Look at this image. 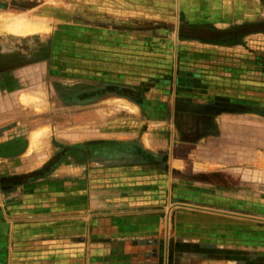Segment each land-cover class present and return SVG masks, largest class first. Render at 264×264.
I'll list each match as a JSON object with an SVG mask.
<instances>
[{
  "label": "crops",
  "instance_id": "0c3cea01",
  "mask_svg": "<svg viewBox=\"0 0 264 264\" xmlns=\"http://www.w3.org/2000/svg\"><path fill=\"white\" fill-rule=\"evenodd\" d=\"M28 2L25 15H42L35 12L40 7L47 13L44 20H51L54 9L48 12L49 0ZM60 5L78 6L84 22H153L158 27L154 31L142 28L143 38L155 33L158 36L151 38L174 42L176 49L205 51L211 63L222 55V64L228 67L244 68L247 63L263 67L264 0H62ZM30 57L18 65H0V215L6 222L0 227V264H21L22 255L14 257V250L26 243L41 250L29 255L34 258H23L27 264L107 260L119 264H264L263 206L255 204V199L252 203L241 200L253 197L246 195L245 188L261 176L260 171L247 174L244 168L246 151H261L264 116L261 104H256L263 100L260 96L254 93L253 100L260 102L249 109L245 104L250 103L241 105L245 92L229 89L235 84L223 78L217 84L228 88L213 89L205 101L197 102L203 105H198L202 111L196 118L211 124L215 132H204L199 123L195 146L181 143L179 148L189 146L195 185L205 187L202 190L207 194L210 189L221 190L222 197L239 201L222 198L223 202H214L208 200L210 195L206 199L195 196L188 211L175 213L172 231L167 233L166 164L173 171L180 170L186 158L176 152L177 144L167 146L163 129L151 130L147 118L151 115L144 109L151 98L149 86L129 83L140 98L101 91L86 97L83 93L72 104H57L59 111L54 112L50 104L54 83L63 90L71 81L53 77L52 60ZM237 80L240 87L244 80ZM86 88L83 92L90 90ZM61 92V98L69 95V89ZM104 100L110 107L101 105ZM112 102L129 105V129L102 124L107 112L118 110ZM235 105L243 110H233ZM68 108L78 111L71 115ZM173 113L181 115L180 110ZM53 114L59 116L55 121ZM247 135L254 136L252 149ZM226 137V144L212 147L206 143ZM200 150L215 156L236 154V161L214 162L196 156ZM224 165L237 166L238 173L212 168ZM103 230L116 246L129 248H119L115 257L97 255V238Z\"/></svg>",
  "mask_w": 264,
  "mask_h": 264
},
{
  "label": "rangeland",
  "instance_id": "374dc122",
  "mask_svg": "<svg viewBox=\"0 0 264 264\" xmlns=\"http://www.w3.org/2000/svg\"><path fill=\"white\" fill-rule=\"evenodd\" d=\"M49 3L51 4L47 6L48 12L49 9H54V11L50 17L51 20L46 22L44 20L46 17L43 14L47 13L45 10L41 11L40 7L35 12H39L38 14L42 15H36L35 13L25 15L27 12L23 13L30 6L28 0H0V65H18L21 62H25V59L30 56L32 59L37 60H52L53 67L51 71L53 77L71 81L69 88L64 86L63 90L62 86L54 83L53 98L50 99L54 112L59 111L57 104H61V102L72 104L79 96L82 97L83 93H86V97L97 93L96 91H101L104 95L112 92L117 95L124 94L129 96L130 94L132 97L140 98V94L133 90L129 83H144L149 86L151 98L150 101L145 102L144 109L148 110L151 115L147 117L150 120L151 130L156 128L159 130L163 129L166 134L165 140L168 142L167 146H176L177 144L176 152L186 158L180 170L173 171L169 168L168 163L166 164L167 181L165 184L167 186L164 217L167 223V233L172 231L170 228L174 221L175 213L181 209H189L192 204L190 201H193L191 198L203 195V198L206 199V196L210 195L208 200L214 202H223L222 198H229L222 197L221 190L210 189V194H207L203 192L205 190H202L206 189L205 187L195 185L191 173L193 160L188 157L189 146L179 148V145L181 143H191V145L195 146V139L198 137L195 129H199L196 128L199 123L203 125L202 130L204 129V132H215L211 124L204 122V119L201 121V119L196 118L195 114L202 111L199 110L198 105H203L201 102L206 100L207 92H211L213 89L228 88V86L224 87L217 84L223 78L224 80L229 79L231 84H235V86H229V89L240 88L245 92L246 98H241L243 99L241 100L243 103L241 105H244L245 102L250 103L249 105L245 104L247 108L251 106L249 109H253L255 102H260L253 100L254 93L256 96H260L263 100L256 104H261V113L264 116V57H262L263 67L261 69L253 68L251 63H247L244 68H238L233 65L228 67V65H224L225 63L222 64V55H219L218 58L216 57L214 62L211 63L207 60L208 54L205 51L199 52L198 50L181 46L176 49L174 42H163L157 38L155 40L151 38L152 36H158L155 33H152L149 39L143 38L141 35L142 28L146 31H148V28L154 31L158 27L153 22L143 24L128 23L127 25L93 20L84 22L81 21L83 20L81 16L83 13L78 10V6H72L73 8L62 6L60 5L62 0H49ZM64 10L66 12H62ZM57 13H64V16L62 15L63 18H60ZM17 17L23 18L30 23L39 24L42 22L43 24H49V27H47L45 32L31 34L32 36L26 35L29 37L11 36V34H15L7 29L8 23ZM26 18H30L29 20L31 21ZM9 20L10 22H8ZM8 57L12 59L9 60ZM246 61H249L248 58H246ZM237 79L244 80L240 87L236 86L238 83ZM77 81L83 83L76 84ZM84 87L90 90L83 92ZM145 88L146 86H144ZM68 89L69 95L66 94L67 96L61 98V91H68ZM80 91L82 93L77 94ZM234 99L240 98L235 97ZM198 101L201 102L197 103ZM112 103L118 105V110L114 113L113 111L107 112L102 124L106 128L117 125L129 129V117L127 118L126 116V110L129 109V105L123 102ZM101 105L107 108L110 107V102L104 100ZM114 105L111 106L112 109ZM218 105L226 106V103L219 102ZM242 107L235 105L232 109L243 110ZM175 110H180L181 115L176 116L173 113ZM203 110L205 109L203 108ZM68 111L71 115H74L78 108H68ZM145 114L147 115L146 112ZM154 114H159L161 116L160 119L153 118ZM53 116L55 117L53 121L57 120L58 114H53ZM126 120L128 121L127 123H122ZM262 121L264 125V119ZM253 138V135H247V142L251 143V149L254 142ZM261 138V151H249L248 149L244 166L247 174L253 175L255 171H260L261 176L256 181L249 182V185L247 184L245 188L246 195L253 197L241 200L252 203V199H255V204L260 203L264 210V131ZM227 140L228 138L226 137L206 143L211 144L213 147L214 144L218 146L219 144H226ZM199 152V155L196 156L209 158L214 162H219L220 160L236 161V154L234 156L229 153V156L226 157L221 156V153L215 156L214 154L211 155V152L210 155L207 151L200 150ZM166 153H168V150H166ZM222 153L227 154L225 151H222ZM260 157L261 160H259ZM259 163H261L260 167L258 166ZM212 168H223L228 174L238 173V167L233 165L214 166ZM169 174L171 175L168 176ZM229 199L231 202L234 200L239 201V198ZM262 213L264 214V211ZM27 223L36 224L37 222ZM3 224H6V222L0 215V227ZM10 225L12 227L13 223H10ZM97 239L99 243L96 244L95 251L100 256L115 257V255L120 254L122 248H129V246L124 247V245L116 246L112 239L105 236L104 230L100 232V236ZM40 251L39 248L26 243L20 245L19 249L14 250V257L19 258L22 255L23 259L31 257L29 256L30 254H40ZM22 259L21 264H27V261ZM18 263L16 261L15 264ZM29 264L33 263L30 262ZM100 264L119 263H112V260H107L100 262Z\"/></svg>",
  "mask_w": 264,
  "mask_h": 264
},
{
  "label": "bare ground",
  "instance_id": "6f19581e",
  "mask_svg": "<svg viewBox=\"0 0 264 264\" xmlns=\"http://www.w3.org/2000/svg\"><path fill=\"white\" fill-rule=\"evenodd\" d=\"M8 22H10V20ZM7 29L16 36H26L38 32H45L47 29V25L43 24L42 22H40L39 24L26 22L25 19L17 17L16 19L8 23Z\"/></svg>",
  "mask_w": 264,
  "mask_h": 264
},
{
  "label": "water",
  "instance_id": "95a60500",
  "mask_svg": "<svg viewBox=\"0 0 264 264\" xmlns=\"http://www.w3.org/2000/svg\"><path fill=\"white\" fill-rule=\"evenodd\" d=\"M58 16H59L60 18H63L61 14H58Z\"/></svg>",
  "mask_w": 264,
  "mask_h": 264
}]
</instances>
